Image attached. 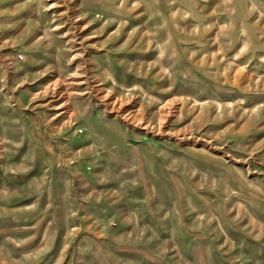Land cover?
I'll return each instance as SVG.
<instances>
[{
	"label": "rangeland",
	"instance_id": "obj_1",
	"mask_svg": "<svg viewBox=\"0 0 264 264\" xmlns=\"http://www.w3.org/2000/svg\"><path fill=\"white\" fill-rule=\"evenodd\" d=\"M0 264H264V0H0Z\"/></svg>",
	"mask_w": 264,
	"mask_h": 264
}]
</instances>
